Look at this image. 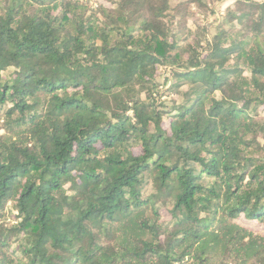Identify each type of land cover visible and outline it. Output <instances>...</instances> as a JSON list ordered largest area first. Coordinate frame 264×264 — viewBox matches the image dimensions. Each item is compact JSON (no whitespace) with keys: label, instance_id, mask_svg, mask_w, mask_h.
<instances>
[{"label":"trees","instance_id":"trees-1","mask_svg":"<svg viewBox=\"0 0 264 264\" xmlns=\"http://www.w3.org/2000/svg\"><path fill=\"white\" fill-rule=\"evenodd\" d=\"M222 1L0 0V264H264V1Z\"/></svg>","mask_w":264,"mask_h":264},{"label":"rangeland","instance_id":"rangeland-1","mask_svg":"<svg viewBox=\"0 0 264 264\" xmlns=\"http://www.w3.org/2000/svg\"><path fill=\"white\" fill-rule=\"evenodd\" d=\"M88 1H89V3L91 5H94V6H95L96 3L98 4L99 1H102L104 3H109V2H107V0H88ZM235 1L236 0H224L222 2H217V3L213 4L212 7L214 9V13L211 16H209L205 20V22L206 23H213L214 26L218 25L220 23L221 19H222V16L224 14L225 8L228 5H230L233 2H235ZM248 1L263 2L264 0H248ZM214 29H215L214 27L211 28L212 33H214V31H215ZM159 76H160L159 77V81L164 83V85H166L167 81H166V75H165L164 70H161ZM169 121L170 120H165V122H164V127L167 128V129H169ZM9 210L13 211V216L10 217V220L14 219L15 213H17L16 210L14 209V206L10 204L9 205ZM9 215H12V214L9 213ZM165 217L169 218V215L166 212H165ZM240 222H241V224L249 227L250 229L255 230V231H257V232H259L261 234H264V227L261 224H259V223L250 222V221L246 220L244 217L240 219Z\"/></svg>","mask_w":264,"mask_h":264}]
</instances>
